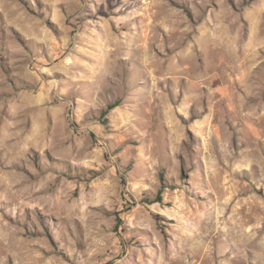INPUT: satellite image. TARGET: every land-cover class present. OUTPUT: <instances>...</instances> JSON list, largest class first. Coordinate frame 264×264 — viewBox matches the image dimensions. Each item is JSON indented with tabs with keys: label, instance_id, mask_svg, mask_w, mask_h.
Masks as SVG:
<instances>
[{
	"label": "rangeland",
	"instance_id": "1",
	"mask_svg": "<svg viewBox=\"0 0 264 264\" xmlns=\"http://www.w3.org/2000/svg\"><path fill=\"white\" fill-rule=\"evenodd\" d=\"M0 264H264V0H0Z\"/></svg>",
	"mask_w": 264,
	"mask_h": 264
}]
</instances>
